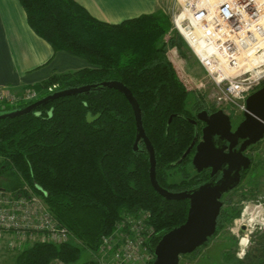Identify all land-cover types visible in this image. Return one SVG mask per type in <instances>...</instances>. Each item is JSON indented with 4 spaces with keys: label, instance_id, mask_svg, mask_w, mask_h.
Listing matches in <instances>:
<instances>
[{
    "label": "trees",
    "instance_id": "16d2710c",
    "mask_svg": "<svg viewBox=\"0 0 264 264\" xmlns=\"http://www.w3.org/2000/svg\"><path fill=\"white\" fill-rule=\"evenodd\" d=\"M20 2L32 30L55 52L70 53L90 64L54 74L23 93L40 95L54 86L61 91L122 82L140 105L144 129L156 151L158 181L175 190L169 181L170 170L180 167L176 163L191 145L196 130L188 121V102L194 92L186 87L169 52L175 50L190 66L193 52L172 29L167 12L159 10L109 24L93 17L75 0ZM263 86L264 81L260 88ZM34 101L7 104L0 113ZM200 102L197 99L194 106ZM89 114L98 118L89 123ZM136 135L132 106L122 93L108 88L62 97L36 112L0 120V181L6 179L11 190L26 182L74 236V241L61 244L40 240L26 244L15 264H76L86 250L92 258L85 264H97L94 255L102 237L112 234L126 217L149 215L147 223L157 236L154 247L164 234L186 222L189 203L167 200L154 190L143 141L137 152L133 149ZM240 216L237 207L224 208L216 235ZM259 247L260 256H246L252 264H264L262 240ZM236 263L243 264L240 260Z\"/></svg>",
    "mask_w": 264,
    "mask_h": 264
},
{
    "label": "built area",
    "instance_id": "2783aa9c",
    "mask_svg": "<svg viewBox=\"0 0 264 264\" xmlns=\"http://www.w3.org/2000/svg\"><path fill=\"white\" fill-rule=\"evenodd\" d=\"M183 12L173 17L178 31L215 84L211 107L247 110L246 100L264 81V68L254 78L249 67H264V0H182ZM187 35V36H186ZM196 49L200 50L201 56ZM177 52V51H176ZM243 58V60H241ZM246 67L239 72L243 65ZM230 73L235 77H229ZM218 74L219 78H214ZM36 92L22 95L0 91V108L31 101ZM25 186L21 192L0 189V238L9 235L15 243L35 241L61 244L73 239L42 201ZM149 215L125 218L112 234L103 236L94 259L97 264H151L157 236L147 222ZM264 230V217L260 216ZM247 223L241 224L240 229ZM244 254V250H243Z\"/></svg>",
    "mask_w": 264,
    "mask_h": 264
},
{
    "label": "water",
    "instance_id": "95a60500",
    "mask_svg": "<svg viewBox=\"0 0 264 264\" xmlns=\"http://www.w3.org/2000/svg\"><path fill=\"white\" fill-rule=\"evenodd\" d=\"M100 88L119 91L132 106L137 126V135L133 149L137 152L140 142L143 141L145 144V148L149 154L150 180L154 190L163 198L170 201H189V212L186 222L164 234L154 250V264H179L181 256L194 253L216 235L218 219L223 207L221 201L223 194L238 187L241 182L242 171L251 167V159L244 155V151L264 139V86L247 98V110L244 113L245 120L235 132L231 130L230 117L223 110H218L212 115H208L206 111H203L198 115L199 120L204 121L207 126L203 131V141L197 147V153L193 161L194 165L199 171L212 167V176L218 174L219 171L223 172L224 176L218 182L212 180L198 188L181 193H172L160 186L157 180L156 151L144 129L140 105L132 91L122 82L108 81L96 85L57 91L24 108L0 113V120L16 118L36 112L41 107L59 98L90 93ZM96 118L98 116L92 117L89 114L87 121L92 123ZM172 119L173 116L169 119V124L172 122ZM215 138L219 142H230L229 154L224 153V149L216 145ZM240 139L245 140V142L239 150H234ZM197 140L198 135L195 136L192 144L176 165L182 163L190 155ZM241 230L245 232L246 227L243 226Z\"/></svg>",
    "mask_w": 264,
    "mask_h": 264
},
{
    "label": "rangeland",
    "instance_id": "374dc122",
    "mask_svg": "<svg viewBox=\"0 0 264 264\" xmlns=\"http://www.w3.org/2000/svg\"><path fill=\"white\" fill-rule=\"evenodd\" d=\"M182 4H183L182 0H165L164 2L165 7L163 9L169 15L172 24H174L173 17L183 12ZM172 29L175 30L174 27ZM169 58L173 60L175 68H177L178 71L182 73V80L184 81L186 87L194 92L192 95H190V99L188 102V109L190 111H193L192 107L194 106V104H196V100L198 99L200 102L201 99L204 102L203 105L205 106V108H210L214 110L215 108L211 107V105L215 98L214 95L216 92L215 84L211 82L212 79L207 75L208 72L199 62L197 55L193 53L192 63H190L194 67L190 66L185 60L180 59L181 57H179L178 54H176L175 52L170 51ZM241 60H243V58ZM245 68L246 67L243 64V68H241L239 72L236 73H242L245 70ZM263 68L264 67L261 68L249 67V69H252L253 72L255 73L253 74L254 78H257L259 77L260 74H262L261 71L263 70ZM229 77H235V74L230 73ZM214 78L218 79L219 78L218 74H214ZM57 91H58L57 87L54 86L52 89H49L48 91H42L40 95H38V97L34 100L37 101L49 95V93L52 94ZM198 105L201 108H203L201 102ZM215 110H221V109H215ZM222 110L233 116L232 119L235 122V126H238L244 117L242 116L243 114L242 112L236 111L231 107H227L225 109L222 108ZM258 148L261 150L263 149L264 151V146H258ZM262 158H264V156H262ZM263 168L253 167L251 171H248L247 174L245 175V179L238 193L234 194L233 195L234 198H230L226 206L224 207V208L231 206L234 208L237 207L238 209L241 210V216L237 219H234V221L229 222L222 229H220V232L216 236L210 238L208 244H206L204 247H201L197 253L181 256L179 264H237L236 262L238 260L243 262V264H250V263L252 264L250 258H247L246 256L251 254L253 257H258L261 255V250L259 246L261 240L264 242V230L260 228L261 223L259 221V218L260 216L264 217V169ZM178 170L179 169H177V171L173 170V172L171 173L172 181H179L181 179L179 177ZM6 181L7 180L4 178L0 181V189L7 190L11 193L20 192L23 195L21 190H23L25 186H28L26 182H20L21 183L20 186H17L16 189L14 190H11V187L7 185ZM160 186L163 187L161 184ZM31 191L34 192L33 190ZM172 193H181V192H172ZM228 197L229 196L227 195L226 199ZM42 201L47 206V208L52 212L50 206L45 202V200L42 199ZM246 223L248 225L247 229L244 232V234H241L240 225ZM34 241L35 240L30 239L27 240L26 242H22L21 244L20 243L14 244V239L11 236L5 235L1 237L0 264H15L17 254L25 247L26 244L32 243ZM243 250L245 252V255L243 254ZM91 258H92V253L86 250L83 252L81 259L76 264H85ZM53 264H62V263L55 261Z\"/></svg>",
    "mask_w": 264,
    "mask_h": 264
},
{
    "label": "crops",
    "instance_id": "0c3cea01",
    "mask_svg": "<svg viewBox=\"0 0 264 264\" xmlns=\"http://www.w3.org/2000/svg\"><path fill=\"white\" fill-rule=\"evenodd\" d=\"M75 1L93 17L109 24L153 14L165 7V0ZM87 67L90 64L86 60L64 51L55 52L40 38L30 27L20 0H0V91L22 95L26 88L54 74Z\"/></svg>",
    "mask_w": 264,
    "mask_h": 264
},
{
    "label": "flooded vegetation",
    "instance_id": "af4514ba",
    "mask_svg": "<svg viewBox=\"0 0 264 264\" xmlns=\"http://www.w3.org/2000/svg\"><path fill=\"white\" fill-rule=\"evenodd\" d=\"M192 110L193 111H191L190 115L188 116V121L194 126V128L196 130L195 131V136L198 135V140H197L195 146L193 147V149L191 150L190 155L187 158H185V159H189V161L187 163H184L185 161H183L182 163L178 164V166H180V167H176L175 169L170 170L169 181H170V183L175 185L174 189L175 188L176 189L175 190H170L169 188H166V187H164V188H166L168 191H171V192L190 191V190L198 188L201 185H204V184H206V183H208V182H210L212 180H216L218 182L224 176L223 172H220V171H219L218 174H215L214 176H212V172H213V168L212 167L204 168L202 171H199L195 167L194 162H193L194 161V157H195V155L197 153V147H198L199 143H201L203 141L204 128L207 126L204 121L199 120L198 115L201 112H203V111H206L208 113V115H212L215 112H217L218 110H215V109L212 110L210 108H201L199 106H196V107L193 106ZM226 114L230 117V120H231V125H232V129L231 130H232V132H235L237 130V128L239 127V125L245 120V117H243V119L241 120V122L239 123L238 126H235V122L232 119L233 116L228 114V113H226ZM242 116H244V114H242ZM193 121H194V123H193ZM244 142H245V140L240 139L238 141L237 146L234 148V150H239ZM215 143H216V145L219 148L224 149V153H226V154L230 153V142H228V141L219 142L217 140V138H215ZM258 146H264V139L262 141H260L259 143L248 147L244 151V155H246L247 157H249L251 159V162H252L251 167L249 169H247V170H243L242 171L241 182L238 185V187H236L235 189L223 194V196L221 198V201L223 203V207L221 209V212L224 209V207L226 206L228 200L230 198H234L233 195L238 193V191H239V189H240V187H241V185H242V183H243V181L245 179L244 176L246 175V173L248 171H251L253 167H255V168H263L264 167V158H262V156H264L263 155L264 151H263V149L262 150L259 149ZM177 169H179L178 172H179V177L181 179L179 181H172L171 180V178H172V174L171 173L173 172V170L177 171ZM227 195L229 197L226 199ZM187 202L189 203V201H187ZM240 233L244 234V232L242 230L240 231ZM244 255H245V252H244Z\"/></svg>",
    "mask_w": 264,
    "mask_h": 264
},
{
    "label": "bare ground",
    "instance_id": "6f19581e",
    "mask_svg": "<svg viewBox=\"0 0 264 264\" xmlns=\"http://www.w3.org/2000/svg\"><path fill=\"white\" fill-rule=\"evenodd\" d=\"M187 36V35H186ZM196 52H197V54L198 55H200L201 56V53H200V50L199 49H196ZM243 65V64H242ZM241 244V243H240ZM242 245V244H241Z\"/></svg>",
    "mask_w": 264,
    "mask_h": 264
}]
</instances>
